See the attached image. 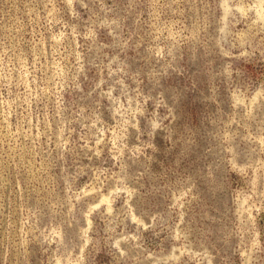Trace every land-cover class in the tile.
Masks as SVG:
<instances>
[{
  "label": "rangeland",
  "instance_id": "374dc122",
  "mask_svg": "<svg viewBox=\"0 0 264 264\" xmlns=\"http://www.w3.org/2000/svg\"><path fill=\"white\" fill-rule=\"evenodd\" d=\"M0 264H264V0H0Z\"/></svg>",
  "mask_w": 264,
  "mask_h": 264
}]
</instances>
